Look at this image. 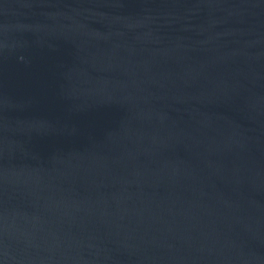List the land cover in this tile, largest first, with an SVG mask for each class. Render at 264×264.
I'll use <instances>...</instances> for the list:
<instances>
[{"label":"water","instance_id":"water-1","mask_svg":"<svg viewBox=\"0 0 264 264\" xmlns=\"http://www.w3.org/2000/svg\"><path fill=\"white\" fill-rule=\"evenodd\" d=\"M0 264H264V0H0Z\"/></svg>","mask_w":264,"mask_h":264}]
</instances>
